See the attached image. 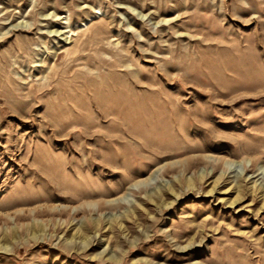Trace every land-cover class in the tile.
I'll return each mask as SVG.
<instances>
[{"label": "rangeland", "instance_id": "1", "mask_svg": "<svg viewBox=\"0 0 264 264\" xmlns=\"http://www.w3.org/2000/svg\"><path fill=\"white\" fill-rule=\"evenodd\" d=\"M0 264H264V0H0Z\"/></svg>", "mask_w": 264, "mask_h": 264}, {"label": "bare ground", "instance_id": "2", "mask_svg": "<svg viewBox=\"0 0 264 264\" xmlns=\"http://www.w3.org/2000/svg\"><path fill=\"white\" fill-rule=\"evenodd\" d=\"M76 51V50H75ZM75 51H74V53H75ZM78 56V55H77ZM79 59V58H78ZM115 101V100H114ZM116 102V101H115ZM128 102V101H127ZM128 104V103H127Z\"/></svg>", "mask_w": 264, "mask_h": 264}]
</instances>
